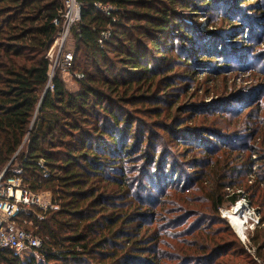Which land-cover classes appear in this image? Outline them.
<instances>
[{"label":"trees","instance_id":"16d2710c","mask_svg":"<svg viewBox=\"0 0 264 264\" xmlns=\"http://www.w3.org/2000/svg\"><path fill=\"white\" fill-rule=\"evenodd\" d=\"M78 1L81 19L72 28L78 44L67 68L78 84L72 90L59 74L50 81L47 55L61 31V19L58 25L53 21L60 17L63 0H0V168L9 163L5 178L18 176L31 191L49 192L56 206L30 228L23 226L41 239V247L24 255L0 252V264H230L226 258L213 259L223 251L227 257L242 255L234 239L223 240V247H206L200 256L187 253L181 263L179 257L164 256L159 246L166 231L147 234L154 216L141 211L147 202L164 204L159 182L161 177L168 182L175 165L166 172L169 157H163L162 166L149 171L160 161L157 151L153 159L144 151L145 141L150 149L158 146L155 134L139 127V114L147 112L140 108L151 102L159 70L172 54L177 64L191 67L201 53L210 58L220 53L194 36L186 21L205 15L214 0ZM96 3L115 10L108 17ZM106 30L110 36L100 44ZM200 150L216 154V160H193L189 167L200 170L192 182L184 191L175 185L170 189L185 202L200 193L216 211L224 189L236 184L228 172L240 170L227 167L221 157L227 151ZM15 168L20 172L15 174ZM204 185L213 188L203 192ZM239 195H229V202ZM262 198L261 205L264 192Z\"/></svg>","mask_w":264,"mask_h":264},{"label":"rangeland","instance_id":"374dc122","mask_svg":"<svg viewBox=\"0 0 264 264\" xmlns=\"http://www.w3.org/2000/svg\"><path fill=\"white\" fill-rule=\"evenodd\" d=\"M216 6L217 12H213ZM224 6L228 9L222 16L220 13ZM186 21L191 24L194 36H199L201 42L207 41V48L217 47L220 53L216 58L201 53L191 67L177 64L174 61L177 56L172 54L159 70L154 92L149 94L153 97L151 102L140 108L147 112L139 114V127L153 132L156 138L153 143L160 147L150 149L146 140L144 151L151 159L156 157L157 151L159 161L169 157L166 172L175 165L173 174L166 179L168 182L162 177L159 182L164 204L155 207L156 201L147 202L149 204L141 209L143 213L154 216L151 222H155L147 224L150 227L147 234L166 231L164 242L159 247L164 256L179 257L176 261L180 263L186 260L184 256L187 253L194 252L200 256L204 248L216 244L223 247V240L234 239L238 252L243 254L227 257L229 254L225 251L216 252L214 263L226 258L224 262L230 264H264V204L261 205L264 192V0H214L205 15L198 19L186 18ZM76 23L71 24L61 42L60 33L65 28L64 21H61V31L47 53L51 59L50 81L59 74L72 90L78 84L72 73L67 71L65 55L71 54L74 60L78 42L73 38L72 28ZM202 34L206 35L200 37ZM76 55L79 59L80 52ZM133 129L137 132L140 128L136 124ZM145 137L149 139L147 134ZM178 141L183 144L178 146ZM206 147L227 151L221 156L228 163L227 167L240 170L238 173L228 172L236 184L224 189V202L216 211L200 193L185 202L170 189L171 185L183 189L189 179L192 182L193 173L200 170L189 167L193 160H216V154L207 156L200 150ZM229 153L231 157H228ZM159 165L162 166L161 161L147 168L155 172ZM205 169L209 171L208 167ZM239 181L242 183L238 184ZM167 183L169 185H165ZM204 186L203 192L209 190L208 186L213 188ZM235 192L241 195L231 204L228 196ZM43 193L45 197L40 205L31 206L22 214L21 227L30 228L35 220L43 219L48 210L56 207H48L51 194ZM244 200L248 205L245 206L247 215L243 217L244 226L239 232L229 218V211ZM29 215L31 219H28ZM146 257L151 258L152 255L147 254Z\"/></svg>","mask_w":264,"mask_h":264},{"label":"built area","instance_id":"2783aa9c","mask_svg":"<svg viewBox=\"0 0 264 264\" xmlns=\"http://www.w3.org/2000/svg\"><path fill=\"white\" fill-rule=\"evenodd\" d=\"M95 6L108 17L111 16V11L115 10V8L109 4L96 3ZM81 8L82 5L78 0H63V8L60 11V17L53 21L55 25L60 23V19L65 23V28L60 33L61 42H63L64 38L67 36L71 24L80 21ZM109 36V30L103 31L99 38V42L101 43ZM72 59L73 56L71 54L65 55V62L68 65L67 68L71 66ZM76 77L82 78V74H76ZM9 165L8 163L3 168H0V252L12 251L16 255H23L39 249L42 245V241L32 230L21 227L16 219L31 206L40 205L45 196L43 192L37 193L31 191L27 186L22 184V180L18 176L5 178L6 172L10 167ZM12 171L15 174L20 172L18 168L12 169ZM244 203V207H247L248 205ZM49 206H52L51 199L48 207ZM257 222L258 217H256V223Z\"/></svg>","mask_w":264,"mask_h":264},{"label":"bare ground","instance_id":"6f19581e","mask_svg":"<svg viewBox=\"0 0 264 264\" xmlns=\"http://www.w3.org/2000/svg\"><path fill=\"white\" fill-rule=\"evenodd\" d=\"M246 209L243 203H238L232 210L229 211V218L235 228L241 232L244 226V216H246ZM236 230V231H237Z\"/></svg>","mask_w":264,"mask_h":264}]
</instances>
